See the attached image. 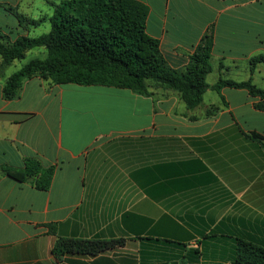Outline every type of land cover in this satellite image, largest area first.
<instances>
[{"label": "crops", "instance_id": "crops-1", "mask_svg": "<svg viewBox=\"0 0 264 264\" xmlns=\"http://www.w3.org/2000/svg\"><path fill=\"white\" fill-rule=\"evenodd\" d=\"M62 1L0 0L1 36L13 43L46 34L50 2ZM136 1L149 8L146 30L168 67L184 71L212 35L208 84L264 89V0ZM20 16L44 22L27 27ZM16 72L0 70V264H232L238 238L264 248V150L248 138L264 137L260 98L209 89L189 110L177 92L154 84L143 97L107 86L65 90L36 76L7 99ZM28 161L55 168L48 191L1 171ZM60 237L126 242L60 261L52 253Z\"/></svg>", "mask_w": 264, "mask_h": 264}, {"label": "trees", "instance_id": "trees-1", "mask_svg": "<svg viewBox=\"0 0 264 264\" xmlns=\"http://www.w3.org/2000/svg\"><path fill=\"white\" fill-rule=\"evenodd\" d=\"M50 4L55 9L50 18V32L36 38L20 37L13 43L6 42L0 34L2 72L14 61L24 59L28 50L44 47L48 52L46 59L32 60L7 79L5 98L19 97L24 81L39 76L56 85L116 87L143 97L151 95V84H154L177 92L189 110L203 103L209 89H244L261 99L256 108L264 111V89L252 81L220 80L215 86L208 84L207 77L213 70L212 35L206 37L184 71L176 70L166 65L159 41L147 33L149 8L143 3L136 0H67ZM19 20L27 27H37L44 22V19L25 16H20ZM12 119L18 123L22 121L15 115ZM248 138L258 142L264 150L263 136L252 133ZM1 171L20 183L32 180L42 191L51 188L55 175L54 167L43 168L37 161H28L22 170L1 168ZM50 232L55 233V229L51 227ZM125 242V239L60 237L52 253L60 261L69 255L96 257L123 247ZM232 264H264V248L238 238Z\"/></svg>", "mask_w": 264, "mask_h": 264}, {"label": "rangeland", "instance_id": "rangeland-1", "mask_svg": "<svg viewBox=\"0 0 264 264\" xmlns=\"http://www.w3.org/2000/svg\"><path fill=\"white\" fill-rule=\"evenodd\" d=\"M47 27V33L50 31L51 29V25L50 24H47V25H43L41 27V30H44V27ZM48 57V52L46 51L45 48H36L34 49L33 51H31L30 53H28L24 59L22 60H19L17 61L15 64L11 65L8 70L10 72H16L18 71L20 68L24 67L25 65H27L28 63H30L32 60L34 59H41V60H44ZM75 87V86H74ZM63 88L65 90H67L68 88H71L70 85H64ZM76 88V87H75ZM84 99H85V94H82L80 95V98L77 100V102H79L80 106L83 105V102H84ZM69 105H70V101H69V95L66 94V97H65V101H64V110L62 112L63 114V118H64V124H67V120H68V117H69ZM201 111V109H200ZM174 234L176 233H180V231L183 229L182 226H179V225H174Z\"/></svg>", "mask_w": 264, "mask_h": 264}]
</instances>
